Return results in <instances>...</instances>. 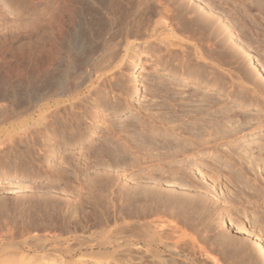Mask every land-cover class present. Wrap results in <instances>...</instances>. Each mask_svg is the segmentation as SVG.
Masks as SVG:
<instances>
[{
	"label": "rangeland",
	"instance_id": "374dc122",
	"mask_svg": "<svg viewBox=\"0 0 264 264\" xmlns=\"http://www.w3.org/2000/svg\"><path fill=\"white\" fill-rule=\"evenodd\" d=\"M178 1L188 7L190 14L203 13L205 10L216 15L218 13L219 22L229 26L231 33L234 31L231 38L233 40L230 41L234 42V46L236 34H244L240 36L241 41H237L249 52L242 66L249 68L254 77L264 78L260 69L261 65L264 67V4L260 1L264 3V0ZM65 2L0 0V59H3L5 66L4 76L15 74L13 62H26L29 59L28 52L26 53L29 49L36 48L33 53L35 56L32 55V60H36L38 46L39 51H45V55L52 51L51 69L55 81L63 83L67 88L72 87L75 82L82 84L79 89L80 98L85 97L86 91L95 86L106 90L109 95L108 98L97 101L101 110L100 117L91 127V137L82 145L74 143L64 146L55 143L52 146L53 153L47 160L40 158L39 152L31 148L34 150L33 154L36 153L33 159H36L29 164L34 165L38 175L28 168L25 172L21 171L19 161L8 156V168L11 171L7 175L10 176V181L0 187V245L5 243L4 245L11 246L0 250V264H23V260L32 259V254L42 255L47 251L49 257L44 258L47 260L33 259L34 264H47L54 258L57 264L59 261L61 264H70L76 260H80L79 264H147L154 259L146 257L139 260L130 246L127 250L124 247L127 253L120 252L118 247L101 248L102 250L95 248L93 252L100 253L93 256L90 254L91 250H85L89 245L82 246V251H79L78 246H75L78 241L74 238L89 236L94 230L93 225L98 222L97 215L102 222L108 220L112 224V219L120 212L128 214L131 211L133 214L139 210L142 214H150L157 209L164 212L165 220L180 226L187 232L188 238L207 245L209 251V245L217 234L227 236L236 245L243 244L247 248L246 255L238 254L232 247L225 250L226 255L212 250L211 254L220 263L264 264V144L260 146V143H264V103L261 102L252 110L235 109L238 105L234 98L240 94L233 93L232 99H227L223 93L224 88L220 87L222 92H217L210 87H204L202 79H182L177 65L182 56L188 62H194L193 43L168 34L161 26L155 27L153 36L147 41L134 42L129 48L130 54L138 52V60L126 58L121 62V56L125 54L123 48L114 65L100 75H95L97 64H101L107 49L119 40L127 23L131 21V11L121 0H96L93 1L94 10H91L87 20H90L91 26L86 21L88 24L76 22L70 29L52 27L59 15L58 10L65 7ZM251 24H254L253 29L250 28ZM247 25L250 27H246ZM221 30V38L228 37L225 36L224 29ZM40 37L46 38L44 43L39 41ZM141 43L147 44L146 50L139 49ZM168 44L173 46L168 47ZM169 50L172 52L169 53ZM24 62L22 63L25 67L31 66ZM257 62L260 66L256 65ZM202 64L204 73L211 70L209 66H204L205 63ZM219 71L218 75L222 73ZM245 71L247 74L243 73L248 76L249 71ZM219 81L227 84L226 87L231 92L236 93L239 89L248 94L252 92L251 88L242 86L236 80L230 88V80L223 73ZM55 100L64 99L58 97ZM149 113L152 114L151 119ZM186 113H197L199 116L209 113L210 117H218L219 121L212 117L214 122H219L217 127L224 124L235 128L234 118L240 115L243 125L246 121L243 118L249 117H258V122L262 125L255 130H251V125L248 126L249 129L246 127L243 137L232 139L233 141L219 142L213 148L204 145L193 152L184 153L179 151L184 140L173 137L171 129L168 132L165 130L171 126L175 129L183 128L182 126L191 129L193 125L187 124V118H181ZM83 123L80 128L91 126L90 121ZM167 123L169 126H166ZM254 124L256 121L252 122ZM125 126L127 129L131 128L121 132ZM193 128L197 135L199 133V138H204L207 134L199 122ZM117 134L119 135L116 136ZM188 137L186 135L187 139ZM98 145H108L110 151L103 153L106 156L103 155L101 161L92 155ZM259 147H262L260 151ZM19 149L20 147H16V150ZM143 154L146 159H143ZM25 157L24 155L20 162L24 163ZM1 178H4L3 174H0V180ZM175 182L176 185L173 184ZM90 185L93 187H89ZM168 190H175L176 200L184 194L191 201L179 216L177 214L178 217L168 215L175 212L166 199ZM93 202L99 204L96 205L98 214L95 217L94 209H90ZM166 210L168 213H165ZM219 212H224V224L219 222ZM127 220L130 223L132 218ZM32 236L47 239L38 242L46 246L43 251L36 249L33 252L34 249L22 244ZM69 246L73 248V252H68ZM139 248L144 249L142 245ZM118 250L120 251L117 253ZM113 251H116L115 254ZM177 258L178 261L180 258L184 260L183 257ZM158 259L155 258L158 260L156 262L170 260L166 253L162 259Z\"/></svg>",
	"mask_w": 264,
	"mask_h": 264
},
{
	"label": "bare ground",
	"instance_id": "6f19581e",
	"mask_svg": "<svg viewBox=\"0 0 264 264\" xmlns=\"http://www.w3.org/2000/svg\"><path fill=\"white\" fill-rule=\"evenodd\" d=\"M65 1H66L65 2L66 5L63 9L58 10L59 15L54 22L55 25L53 24L54 26L52 27L61 28V29H65V28L70 29L76 25V22L77 23L86 22L88 20V15L94 10L93 1L95 2L96 0H65ZM121 1L124 2L125 5L128 6L127 8L131 11L132 14L131 21L127 23L126 28L123 30V33L119 38V40L107 49V52L103 56V60L101 64L98 63L97 64L98 66H96L97 69H95L96 71L95 75H100L101 73L109 69L112 65H114L119 53L122 51L123 48L125 49V54L121 56V62L124 61L126 58L138 60L139 59L138 52L136 53L134 52L130 54L129 48L133 46L134 42L136 43V42L147 41L149 38L153 36V31L155 30V27L161 26L168 34L181 38V40L183 39L193 43L194 62L190 63L191 61L188 62V60L185 59L184 56H182L180 62L177 65L180 68L182 79L190 78L191 80H195V81L202 79L201 81L205 85L204 87H210L211 89L217 90V92L220 91L222 92L223 89L221 90V88H224L223 93H225L227 99L228 98L232 99L231 96L233 93L236 95L237 93L240 94V96L238 95V97L235 96L236 98H234L236 99V103L238 105L237 107H235V109L241 108L242 110H249V109L252 110L257 108L259 104H261V102L264 103V78L260 79L259 77L258 78L256 76L254 77V75L252 74L253 72L250 71L249 68L245 69L244 66H242V62L243 61L245 62L246 60L245 58L247 56V53L249 52L248 50H246L245 46L240 44V42H237V41H241L240 39L241 35L239 33H238L239 36H237L236 34L235 37L236 46H234L233 44L234 42H230L231 40H233L231 38L233 35L232 33L234 31L231 33L229 26H226L224 24L222 25V23L219 22L220 16L218 15V13L216 15V13H211L205 10V12L203 13L193 12L192 14H190V10L188 9V7L186 8L184 3L179 2L178 0H121ZM260 3L264 4L262 3V1H260ZM4 7L9 8L7 5H4ZM88 23H90V20ZM88 26H91V23L88 24ZM251 26L252 27L247 25L246 27H250L251 29H253L254 24L253 25L251 24ZM222 28L224 29V32L227 33V34L225 33V36L228 35V37H225V39L223 37L221 38V33L223 32L220 33V30ZM255 30L257 29L255 28ZM258 33H260V31ZM258 33L256 32V34ZM45 40L46 38L40 37L39 41L44 43ZM143 44L141 43L140 45L141 48L139 47V49L146 50L147 44L144 45ZM171 46H173V44H168V47ZM52 48L53 47L51 46L50 49ZM33 50L34 49L32 48V50L29 49V51H26V53L28 52L29 55L27 56V59L29 57V59L26 60L27 63L24 62L23 60H20V62L19 61L13 62L15 63L16 72L11 76L10 75L7 76L8 74L4 76L5 73L3 67L5 66L3 65V59L2 58L0 59L1 60L0 61V174H3L4 177L1 178L0 180V187L3 186L4 183H8L10 181L9 180L10 176L7 175V173L11 171L8 168V164L10 163L8 161L9 160L8 156L14 157L19 161L18 166H21L20 169L21 171L25 172V170L28 168L30 169L31 172L36 173L38 170H36L33 164L31 165L29 164V163H33L34 160L36 159V158L33 159L34 157L33 155L36 153L33 154L34 150L31 149L32 147L33 149H36L39 152L40 158L44 157L47 160L48 158H50V156L53 153L52 146H54L55 143H61L64 146H68L74 143H77L78 145L80 144L82 145L84 141H87L88 138H90L92 135L91 134L92 125L95 124L97 119L100 117L101 110L97 104V101L101 98H108L107 96L109 95V92H107L106 90L95 88L96 87L95 86L94 88L92 89L90 88L88 90L86 88L87 95L83 98L82 97L80 98L81 95L79 89L81 88L82 84L80 83L76 84L75 82V84L72 85V87L67 88L63 83H58L57 81H55L53 75V69H51L52 68L51 66L53 65H51L52 60L50 57V53L52 51L51 50L48 51L49 54L47 53V55H45L44 53L45 51L44 50L39 51V47L37 46V53H38V54L36 53L37 59L36 60L34 59L33 61L32 58L33 56H35L33 53H35L36 48L34 51ZM171 52L172 51L169 50V53ZM22 62L31 66L25 67V65ZM201 62L205 63L204 66L206 68L207 66H209L211 70L209 69L210 71L204 73L203 72L204 67L202 66L203 64ZM134 64L135 61H133V65ZM256 65L260 66L258 62L256 63ZM201 66L203 67L202 69ZM179 68L177 71H179ZM242 68L244 69V71H241ZM215 69L217 70L215 71ZM218 69L222 71L225 77L229 78L230 88L233 87V81L236 80L242 86L245 85L246 87L248 86L249 88H251L252 92H249L248 94L245 92V90L242 89L243 90L242 91L241 89H239L240 87L237 88L239 90H237L236 93L234 89H233L234 92L229 91L228 87H226L227 84L225 85L224 83L225 80L224 82H220V81L218 82L219 77L222 75V73L218 75V73L220 72ZM260 69H261V74H263L264 77V67L261 65ZM245 70H247V72L248 71L250 72V73L248 72V76L245 75L247 74ZM246 76L247 77L250 76V77L247 78ZM96 79H99V77L96 76ZM239 83L238 85L241 86ZM58 97L64 100L61 101L55 100ZM88 99L89 101L91 99V102H88ZM234 112L236 111L234 110ZM151 115L152 114L149 113V117ZM212 117L213 116L210 117L209 113H206L205 115H201V116H199L197 113H193V114L186 113L185 115H183V117H181L183 119L187 118L188 120L187 124L189 123L190 125L193 126H195V123L199 122L202 128L204 129L203 131L207 133L204 135L205 137L202 135L204 138H199V133L197 135V133L195 132V128H193V126L191 129H188L186 126H182V125L181 126L183 128L180 129H177L179 127L175 129L173 128V126H171V127H166L165 131L171 129L172 130L171 134H173V137L175 138L178 137V139L182 138V140H184L183 141L184 143L180 145L179 151L188 153L191 151L192 152L195 151L197 147L210 145V148H213L219 142L227 143L232 139L243 137V135L246 133L245 128L246 127L248 128V126L250 125L252 126L251 130H255L259 128L262 124L264 125V123L261 124L258 122L259 120L258 117H253V118L249 117V119L243 118L244 120H246L243 125L240 115L236 117V119L234 118L235 128H231V126H226L224 124H222V126L220 127H217V125L219 124L218 122L219 118L213 117L214 119H218V121L214 122ZM149 119H151V117ZM192 119H194L195 121H193ZM84 121L85 122L90 121L91 126L87 125V127L80 128ZM254 121H256V124L252 125V122ZM163 123L164 122H162V124ZM84 124L85 123H83V126ZM167 125L168 123L166 124V126ZM128 126H131V124L127 125V127ZM125 128L121 129V132L124 130L129 131L131 127H129L128 129ZM185 134L189 136L188 137L189 139L186 138ZM118 135L119 134H117L116 136ZM183 135H185V137ZM118 141H119V137H118ZM262 144L264 143H260V146H262ZM111 145L109 147L113 148V146ZM98 146L99 147H97V149L92 155L97 157L95 159H99L101 161L100 158H103V155L106 154L105 152L108 151L109 153L110 151L108 150L107 146L106 147L103 145H102L103 147H100L101 145ZM16 147H20V149L16 150ZM129 147L132 148V146ZM112 148L110 149L111 151L113 150ZM114 149L116 150L115 146ZM261 149L262 147H259V151ZM142 151H146V150H142ZM24 155L26 156L25 157L26 161L23 163L20 161L21 158L23 159ZM175 155L176 154H174V156ZM142 157H144V154ZM143 159L146 158L144 157ZM85 170L88 169H84V171ZM173 184L176 185V182ZM89 187H93V185L92 186L90 185ZM175 193H176L175 190H170V191L168 190L166 199L168 203L170 202L172 204V209L175 210V212L172 211V213L168 215L178 217L182 212V209L190 205L191 201L184 194L183 195L181 194V197L176 200L174 198ZM96 205L97 202H93L92 204L93 207L90 208L91 210L94 209L93 211L94 212L93 214H95L93 215L94 217L96 216V214H98L97 206L99 204L97 206ZM202 206L203 205L201 204V207ZM203 208L204 207H202V210ZM157 210L152 212L150 211L151 212L150 214H147L144 211L143 212L145 214H142V212H139V210H137L136 211L137 213L135 212H134L135 214L133 213L134 215L131 214L132 213L131 211L128 213L130 215H128L127 213L123 214L120 212L118 215L116 214V216L112 219L113 220L112 224L108 220L102 222L103 220L102 221L101 219L99 220L100 217L98 218L97 215L96 221L98 220V222L97 223L96 221L94 222L96 223L95 225H93L94 230L87 237L78 236L77 238H74V240L77 239L78 241V244H75V246L77 245L78 250L82 251L81 248L82 246L89 245V248L85 247L86 248L85 250L88 249L89 251L91 250L90 254L93 256L99 255L100 253V251L93 252L95 248H97L98 250H102V249H108L109 247L110 248L118 247L121 251L118 250L117 253L119 251L120 252L123 251V253L125 252L127 253V251H124V247H127L125 248V250H127L128 247L130 246L131 248H133L131 251L133 252L134 250V253L138 257V259L139 258L145 259L146 257H150L151 260L154 259L152 261L150 260L151 262L147 260L148 261L147 264H175V263L178 264V262H181L179 264H222L220 263V260L218 258L214 257L211 254L212 250H216L218 251V253L222 255L224 254L226 255L225 250L229 247L230 248L232 247L235 249V251H238L237 252L238 254L240 253L245 254V252L247 251L246 250L247 248L243 244L236 245V243H234L232 239L228 238L227 236L218 235V234L214 236L215 238L212 236L214 240H212L213 242L210 243L209 245L211 250L209 251L207 245L200 244L199 241L193 238H188L186 231L181 229V227L175 224L174 222L165 220L164 212H159ZM166 211L165 213H168V211L167 212ZM186 211L187 210H184V213H187ZM217 216L220 217L219 222L224 224L225 223L223 217L224 212H219ZM128 218L129 219L132 218V220H130V223H128L127 220ZM172 223H174V225ZM28 239L30 240L27 241ZM43 240L45 241L47 239H40L32 236L30 238L25 239L23 242L21 240V242L23 245H27L29 249L31 250L34 249L33 252H35L36 249L41 251L45 249L46 246H44L43 243L42 245L38 244V242L41 243ZM4 244L0 245V250L2 251L4 250L5 247L11 246V244L9 243H8L9 245H4ZM141 245L144 247V249L139 248ZM17 249L19 250L18 247ZM67 250L68 252L71 251L73 252V248H71V246H69ZM17 252L14 253L16 254ZM47 252L42 255L36 253L32 254L33 256L32 259H28L27 261L23 260L24 261L23 264H34L33 261H35L37 258H38L37 261H39V259H42L43 261L45 260L44 258L49 257ZM115 252L113 251L112 253L115 254ZM164 253L168 255L170 260L168 261V259H166L165 262H161V261L156 262L159 260L158 258L160 259L163 258ZM28 255L26 254V256ZM5 256L6 255L4 254V257ZM9 257L11 256L9 255ZM177 257H183L184 260L180 258V261H178ZM23 258L26 259V257ZM155 258L158 260H155ZM4 260L6 261V257ZM53 260L47 264H57V262H55V258ZM79 261L80 260L78 261L76 260L73 261L72 263L70 262V264H79ZM4 263L7 264L9 262H4ZM45 263L46 262L40 264H45ZM58 263L61 264L60 261Z\"/></svg>",
	"mask_w": 264,
	"mask_h": 264
}]
</instances>
